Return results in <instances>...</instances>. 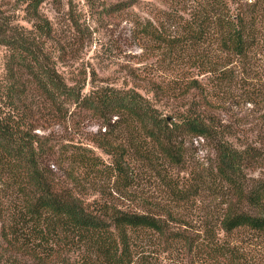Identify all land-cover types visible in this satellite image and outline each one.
<instances>
[{"label":"trees","instance_id":"16d2710c","mask_svg":"<svg viewBox=\"0 0 264 264\" xmlns=\"http://www.w3.org/2000/svg\"><path fill=\"white\" fill-rule=\"evenodd\" d=\"M23 1L30 28L10 25L0 12V44L8 50L0 79V195L11 192L15 203L0 233V264H152L140 248L141 236L153 233L199 264H264V176L249 174L264 163V148L234 143V132L213 111L214 98L222 97L216 87L252 68L264 50V0H193L187 16L174 6L147 7L149 16H141L134 10L141 0L102 3V13L110 16L186 18L181 32L167 37L151 22L140 27L172 55H186L215 76L211 92L189 81L188 93L196 94L170 114L136 87L97 85L86 91L80 76L69 81L48 48L53 28L40 10L45 0ZM91 5L99 7L93 0ZM68 18H77L72 8ZM152 85L162 92L160 84ZM75 114L105 128L95 142L111 163L85 143L36 131ZM188 136L214 145L216 176L195 175L184 186L167 181L185 205L207 189L219 191L221 200L212 214L205 213L202 230L190 231L183 215L171 209L138 210L105 194L104 183L113 177L131 185L128 156L182 165ZM90 188L99 194L90 198Z\"/></svg>","mask_w":264,"mask_h":264},{"label":"rangeland","instance_id":"374dc122","mask_svg":"<svg viewBox=\"0 0 264 264\" xmlns=\"http://www.w3.org/2000/svg\"><path fill=\"white\" fill-rule=\"evenodd\" d=\"M93 1L99 5L98 9L91 5L92 0H45L40 5L41 12L48 17L53 28L48 41L49 51L69 81L73 76H80L81 80H86V91L97 85L136 87L166 114L176 108L184 109L192 100L196 93L192 90L188 93L186 84L189 81L197 80L212 91L214 74L201 71L186 55L180 58L172 55L164 47V42L154 40L140 29L142 24L151 22L165 37L177 35L186 18L110 16L102 13V3L116 0ZM25 4L23 0H0V12L10 25L30 28ZM194 4L193 0H141L140 6L134 10L141 16H149L147 7L171 10L174 6L180 14L187 16ZM70 8L77 18H68ZM7 52L6 46L0 44V79L5 73ZM242 70L236 73L239 76L231 83L223 84L219 89L216 87L215 95L218 93L222 97L214 98L213 111L234 132V137H229L234 143L264 148V50L257 53L252 68ZM153 82L162 86V92L156 94L150 89ZM104 129L95 119L75 114L36 131L51 133L60 141L85 143L109 164L111 155L95 142L103 136ZM116 136L114 140L120 141L121 138ZM185 149L186 161L180 166H171L160 158L156 164H150L136 155L128 156L126 162L134 178L131 185L114 182L113 177L104 183L105 194L114 196L122 206L138 210L164 212L171 209L178 216L182 214L189 222V230L194 228V233H197L203 229L205 213L212 214L220 202L219 191L207 189L195 201L185 205L176 201L167 178L184 186L195 175L214 177L216 151L211 142L190 136L186 138ZM249 174L264 176V163L258 164ZM89 192L90 198L99 194L91 188ZM14 207L11 192L10 195H0V233L2 226L9 222L8 217ZM141 240L140 250L145 251L152 264H199L198 258L188 256L184 249L168 248L157 234L141 236Z\"/></svg>","mask_w":264,"mask_h":264}]
</instances>
